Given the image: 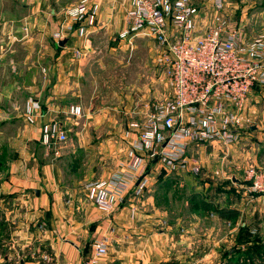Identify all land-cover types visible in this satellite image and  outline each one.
<instances>
[{
  "label": "crops",
  "instance_id": "0c3cea01",
  "mask_svg": "<svg viewBox=\"0 0 264 264\" xmlns=\"http://www.w3.org/2000/svg\"><path fill=\"white\" fill-rule=\"evenodd\" d=\"M64 1L0 0V237L12 242L4 259L22 253L20 264H30L34 260L26 251L33 248L49 253V264H83L93 242L107 236L109 251L103 264H171L175 254L180 262L186 258V264H214L226 260V253L229 264H264V218H259L264 215V195L251 204L252 219L244 233L222 232L218 225L231 228L235 220L219 216L217 224L203 226L200 216L206 211L198 205L187 219L186 235L173 239L152 230L133 193L115 211L104 212L75 189L63 187L64 173L57 164L34 156L32 144L36 149L47 147L39 126L24 121L26 103L31 100L40 111L49 112L55 98L58 111L66 98L63 90L72 88L71 76L81 72L82 60L74 51L91 47L101 31L119 36L129 7V0H90L97 7L96 22L84 38L68 35L62 47L53 35L65 18L55 7ZM3 2H11L12 8H2ZM72 23L70 18L64 22ZM135 206L138 212L132 217ZM41 222L44 229L37 226ZM184 244L186 253L180 246Z\"/></svg>",
  "mask_w": 264,
  "mask_h": 264
},
{
  "label": "built area",
  "instance_id": "2783aa9c",
  "mask_svg": "<svg viewBox=\"0 0 264 264\" xmlns=\"http://www.w3.org/2000/svg\"><path fill=\"white\" fill-rule=\"evenodd\" d=\"M64 16L73 23L63 21L53 35L57 42L72 33L86 35L88 26L97 20V7L90 0H80ZM139 36L154 41L155 81L167 89L153 87L152 95L130 113L124 133L128 146L120 166L86 184L88 200L107 213L132 193L140 199L151 177L162 170L176 175L217 174L218 169L204 163L205 156L216 150L224 158L231 153L244 129L251 127V98L264 96V29L250 32L227 7V0H129L125 27L118 37L132 42ZM74 53L77 58L83 55L79 49ZM83 111L78 103L64 110L69 119L81 117ZM48 113L29 100L23 116L25 123L39 126L42 143L54 148L67 141L72 127L58 117L48 118ZM229 165L226 179L232 183H236L237 171L244 173L243 196L251 200L264 195L263 169L253 163L243 168ZM137 212L133 207L131 216ZM37 226L44 229L45 223ZM109 240L106 236L94 241L83 264H103ZM44 258V262L30 264L52 260L48 254Z\"/></svg>",
  "mask_w": 264,
  "mask_h": 264
},
{
  "label": "rangeland",
  "instance_id": "374dc122",
  "mask_svg": "<svg viewBox=\"0 0 264 264\" xmlns=\"http://www.w3.org/2000/svg\"><path fill=\"white\" fill-rule=\"evenodd\" d=\"M76 1L78 0H65L61 6L56 4L55 8L64 17L66 7L76 5L79 2ZM1 7L9 9L12 4L6 2L5 5L3 2ZM227 7L248 25L250 32L258 33L264 29V0H227ZM0 20L2 21L1 17ZM90 45L79 57L82 60L81 72L71 76L72 88L63 90L66 98L62 99L59 110L56 108V103L59 102L53 98L47 114L48 118L58 117L71 123L72 130L67 141L56 144L54 148L45 149L40 146V149H36L33 144L30 146L38 160L55 163L60 167L64 173L62 184L65 189H75L85 198L86 184L111 174L125 158L128 146L125 128L137 103L142 105L152 95L153 87H158L163 92L166 88L164 84H157L155 81L158 74V68L154 64L157 48L151 38L139 36L133 38L132 42L122 41L115 32L109 35L101 31ZM41 73H45L42 67ZM251 99V127L256 128L251 130V127H246L243 137L226 158L222 157L224 153L217 150L212 156H205L204 163L214 171L218 169L217 174L208 172L203 175H176L162 170L156 178L151 177L148 190L137 201H141L139 207L142 215L151 222L154 232H166L173 239L185 236L187 219H191V212L198 208L197 202L192 200L198 196L219 208L230 205L233 206L232 209L239 208L237 220L229 223L231 228L218 225L223 229L222 232L228 229H235V232L240 233L247 231L252 219L249 210L259 195L251 200L242 196L241 192L247 186L243 180V171L236 172V183L226 179V171L231 168L229 164H238L243 168L249 163L264 170V96ZM71 103H78L83 107L81 117L69 119L64 110L61 111L63 106L67 109ZM263 200L264 198L260 201ZM190 203H193L191 207ZM200 218L204 221L203 226L218 223V213L215 210L202 211ZM259 218H264L263 213ZM4 238L0 237V264H20L22 253L16 254L12 260L4 259L12 246V242ZM259 244H262L261 240ZM180 246L186 253V244ZM32 249L27 248L26 253L33 262H44V255H50L40 254V251L34 252ZM176 255L171 264H186V258L180 262L177 260L179 258L175 259ZM227 255H224L226 260L220 259V262L214 264H229Z\"/></svg>",
  "mask_w": 264,
  "mask_h": 264
},
{
  "label": "trees",
  "instance_id": "16d2710c",
  "mask_svg": "<svg viewBox=\"0 0 264 264\" xmlns=\"http://www.w3.org/2000/svg\"><path fill=\"white\" fill-rule=\"evenodd\" d=\"M196 201L198 203V205L204 209L205 211L208 210H215L218 213V216L220 218H224V219H233V220H237L238 216H239V211L236 209H229L228 207H223V208H219L217 206H215L212 202L207 201L205 199L198 197H194V199L192 200V202Z\"/></svg>",
  "mask_w": 264,
  "mask_h": 264
},
{
  "label": "water",
  "instance_id": "95a60500",
  "mask_svg": "<svg viewBox=\"0 0 264 264\" xmlns=\"http://www.w3.org/2000/svg\"><path fill=\"white\" fill-rule=\"evenodd\" d=\"M69 39H70L69 36H67V37H65V38H63V39H61V40L59 41V45L62 46V47L66 46L67 41H68ZM255 128H256L255 126H252V127H251V130H254Z\"/></svg>",
  "mask_w": 264,
  "mask_h": 264
}]
</instances>
